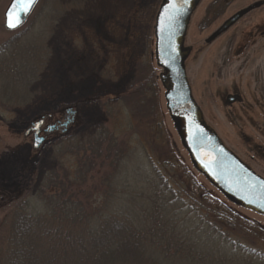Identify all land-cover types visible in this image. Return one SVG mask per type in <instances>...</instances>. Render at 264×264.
I'll return each mask as SVG.
<instances>
[{
  "label": "rangeland",
  "instance_id": "374dc122",
  "mask_svg": "<svg viewBox=\"0 0 264 264\" xmlns=\"http://www.w3.org/2000/svg\"><path fill=\"white\" fill-rule=\"evenodd\" d=\"M10 2L0 0V47L7 46L6 55H10L2 58L0 53V238L5 234L1 228L15 206L11 197L15 193L13 185L29 181L26 164L31 159L34 138L25 137L28 121L46 116L49 125L64 121L67 108L77 113L76 124L67 134L48 136L47 143L33 152L32 156L40 159L38 178L33 192L24 193V198L28 197L35 212L40 203L39 185L51 169H58L63 181L65 173L71 174L74 186L69 185L73 190H69L70 194L74 190L80 192V197L89 198L95 207H99V190L109 188L111 182L107 180L116 173L114 188L129 191L125 186L146 180L154 165L169 177L184 176L182 165L192 170L190 157L166 109L159 78L162 70L155 59L156 18L152 22L149 15L156 11L157 17L163 0H41L28 23L16 32L5 28L4 16ZM257 3L262 6L229 24ZM227 24L229 28L224 33L211 44L206 43ZM263 27L264 0H203L192 17L186 38V46L195 51L186 63V71L206 122L237 157L264 178ZM136 28H140L141 40L135 46ZM93 43L98 45L99 55ZM246 45L249 47L242 51ZM9 62L16 63L18 72L22 69L24 75L14 77L13 68L8 69ZM151 67L157 69L156 88L144 85L152 74ZM139 77L145 80L141 81L144 88L134 85ZM231 95L240 96L242 101L225 103ZM21 105L24 110L18 111ZM19 117H23L22 126L16 123ZM152 127L154 133L158 132V139L151 133ZM104 129V141L114 135L125 144L127 160L118 172L109 163L98 167L82 183L76 175L84 152L72 154L69 141L59 147L56 139L74 136L89 141L97 133L95 137L99 139V132ZM153 143L167 155H153L159 151ZM4 174L8 181L2 179ZM126 176L130 177L128 182ZM196 178L244 220L241 226L246 235L233 230L228 233L247 254H233L234 247L228 249L215 235L205 233L203 240L208 249L224 250L223 257L233 258L231 264H264V217L232 204L201 175ZM7 182L10 185L4 186ZM65 186L68 187L66 183ZM16 189L22 191L24 186ZM62 190L61 185L53 184L45 191L55 195Z\"/></svg>",
  "mask_w": 264,
  "mask_h": 264
},
{
  "label": "trees",
  "instance_id": "16d2710c",
  "mask_svg": "<svg viewBox=\"0 0 264 264\" xmlns=\"http://www.w3.org/2000/svg\"><path fill=\"white\" fill-rule=\"evenodd\" d=\"M155 12L149 15L152 22L156 18ZM135 13L141 15L140 12ZM135 20L139 27L138 20ZM133 40L135 46L141 40L140 28H136ZM7 52V46L0 47V53L4 55L2 58L10 56L6 55ZM9 64L11 66L8 69L13 68L14 77L24 75L22 69L18 72L16 63ZM151 71L152 74L146 81L139 77L135 87L144 88L145 85L156 88V67H151ZM141 81H145V84L142 85ZM105 131L99 132V139L95 137L98 133L94 136L90 134L94 138L89 141L74 136L56 139V146L59 147L69 141V151L72 154L81 155L84 152L76 175L82 183L98 167L102 168L109 163L118 172L127 160L125 144H121L114 135L112 139L104 141L107 135ZM150 131L158 139V132L154 133V127ZM152 142H155L154 138ZM75 143L77 146H72ZM153 146L159 150L157 153L153 152V155L158 158L167 155L160 150L159 145L153 143ZM27 163L29 181L25 184H18V181L17 184L13 183L15 193L11 197L15 206L9 221L1 228L2 234H5L0 238V264L233 263V258L227 255L223 257L224 250L208 249L203 240L205 233L215 235L229 246L228 249L234 247L231 253L242 251L247 254L246 249L240 243L232 241L228 233L233 230L246 235L241 226L244 220L199 183L196 178L198 173L192 167L190 170L182 165L184 176L169 177L158 172L154 165L146 180H141L138 185L125 186L129 191L114 188L116 173L107 180L111 182L109 188L95 189L99 190V196H96L99 197V207L93 206L89 198L82 199L80 192L74 190L70 194L69 190L74 186L71 174L65 173L63 181L59 170L51 169L46 172L39 185L40 203L35 212L31 210L28 197H24L28 192H33L31 190L37 183L40 159L31 157ZM166 165L172 167L170 164ZM2 179L8 181L5 174ZM128 180L130 177L126 176L125 182ZM53 184L61 185L63 190L55 195L46 193V188H52ZM7 185L10 182L4 184ZM23 186L22 191L16 189Z\"/></svg>",
  "mask_w": 264,
  "mask_h": 264
},
{
  "label": "water",
  "instance_id": "95a60500",
  "mask_svg": "<svg viewBox=\"0 0 264 264\" xmlns=\"http://www.w3.org/2000/svg\"><path fill=\"white\" fill-rule=\"evenodd\" d=\"M39 2L35 0L34 6H30L11 0L4 16L6 30H21ZM202 2L164 0L158 11L155 59L162 70L159 78L165 89L166 109L195 171L232 204L264 217V178L237 157L206 122L188 80L186 63L193 48L186 46V38L192 17ZM261 6L260 3L252 5L229 24ZM9 22H19V27L9 28ZM228 27V24L223 26L207 43L216 40Z\"/></svg>",
  "mask_w": 264,
  "mask_h": 264
},
{
  "label": "flooded vegetation",
  "instance_id": "af4514ba",
  "mask_svg": "<svg viewBox=\"0 0 264 264\" xmlns=\"http://www.w3.org/2000/svg\"><path fill=\"white\" fill-rule=\"evenodd\" d=\"M244 16H242V17H244ZM242 17H240L238 20H240ZM261 30H264V27L260 28V31ZM260 34L263 36L264 31H262ZM248 47H249V45H246L242 51H246ZM93 48L96 50V52L99 55V47L96 43H93ZM194 52L195 51H192V53H194ZM241 101H242V99L240 98V96L231 95L225 100V103L233 104V103L241 102ZM30 106H31V104L29 105V107ZM24 107L21 105L18 108V111L19 110L23 111ZM66 112L68 113V115L65 116L64 121H59V122H56L55 124L46 125V122H48V119L46 118V116L39 118L37 121H32V122L28 121L27 122V123H29V126L26 129L25 137L28 138V137L33 136V138H34V146L31 147L32 151L29 150L32 152V155H33L34 151H39L43 147V145H45L47 143L46 141H48V139H47L48 136H53V135L60 134V133L67 134L69 128L72 125L76 124V121L74 120V117L77 114L75 109L67 108ZM16 123H19V126H22V124H24L23 123V117L17 118ZM40 140H42V141H40ZM32 155L30 154L29 156L32 157L33 159L36 158V157H33ZM246 165H248V164H246Z\"/></svg>",
  "mask_w": 264,
  "mask_h": 264
},
{
  "label": "snow or ice",
  "instance_id": "6c2138e0",
  "mask_svg": "<svg viewBox=\"0 0 264 264\" xmlns=\"http://www.w3.org/2000/svg\"><path fill=\"white\" fill-rule=\"evenodd\" d=\"M20 3H25L27 5H30V6H34L35 4V0H19ZM11 13L9 14V16L11 17ZM8 27L9 28H15V27H19V22L17 23H12V22H9L8 23Z\"/></svg>",
  "mask_w": 264,
  "mask_h": 264
}]
</instances>
